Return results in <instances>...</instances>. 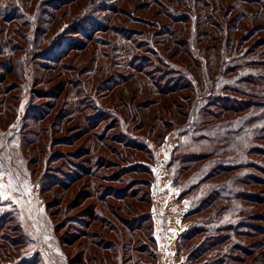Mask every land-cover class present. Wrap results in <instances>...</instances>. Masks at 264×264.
<instances>
[{"label": "trees", "instance_id": "1", "mask_svg": "<svg viewBox=\"0 0 264 264\" xmlns=\"http://www.w3.org/2000/svg\"><path fill=\"white\" fill-rule=\"evenodd\" d=\"M12 2L17 6L15 10ZM37 2L29 0V7L36 10ZM62 4L71 8L72 16L90 12L87 8L90 2L77 11L71 6L83 3L68 0ZM168 4L170 8L162 5L164 15L170 20L163 23L168 24L170 30L167 38H156L165 33L159 32L161 23L149 17L132 18L141 24L135 27L118 25L128 41V45H124L126 52L133 55L132 59L136 58V72L146 75L148 81L143 83L150 82L152 88H157L150 92L156 90L158 97H147L137 102V107L122 101L128 110L124 114L113 107L98 108L92 113L96 118L102 115L108 120L107 129L116 124L125 125L124 135L119 130L116 135L104 129L94 135L124 163L122 174H148L149 177L135 179L142 180L150 189L145 196L137 197L136 187L126 186L129 182L121 187L113 185L121 182L120 176L114 175L117 171L101 174L102 179L111 182L109 189L114 192L109 193H113L112 199L100 194L97 201L90 203L92 222L86 223L83 231L86 244L96 248L93 259H98L96 252H99L105 264H117L120 258L125 264L130 260L139 263L138 257L147 254L153 259L150 264L156 263L158 244L152 211L156 175L151 164H156L157 158L152 151H145L144 139L152 137L156 131L162 137V128L175 125L183 142L172 149L167 166L179 197L188 200L184 220L189 221V225L177 241L178 252L183 249L185 263L264 264L258 251L264 242L259 239L233 241L221 247L233 237L264 234V227L256 223L264 220V215L255 212L264 202L255 190L256 186L264 185V159L260 158L264 157V0H169ZM56 16L53 13L48 19L44 36L49 33ZM33 20L34 12L24 10L22 0H0V24L9 23L10 38L13 33L25 41L24 44L15 43L13 49L37 46L36 36L31 39L27 35ZM51 28L53 32L55 27ZM41 30L39 28L40 34ZM131 32L134 34L129 36ZM55 37L56 34L51 39ZM131 45L145 48L147 53H133ZM148 51L156 56L153 62L166 70H174L173 75L168 77L163 72L155 77L152 69L146 68L153 63ZM172 56L177 60L172 61ZM123 115L131 116L130 120ZM94 121H91L92 129ZM134 127L148 130L146 134L130 136L127 132L132 133ZM134 151L144 154L135 163L133 160L139 158ZM103 156L98 155L99 161L94 162L92 169L85 171V168L84 174L95 178L99 177L97 170L105 166L110 168L115 163L119 166L112 157L102 162ZM1 159L4 164L8 163L2 156ZM113 198L118 201L114 202ZM103 211L109 214H102ZM145 238L153 245L152 252L144 247L142 239ZM101 241L105 243L99 244ZM135 241L141 242L140 245H134ZM88 253L92 254L91 249ZM73 264L77 263L73 261ZM80 264L86 263L82 260Z\"/></svg>", "mask_w": 264, "mask_h": 264}, {"label": "rangeland", "instance_id": "2", "mask_svg": "<svg viewBox=\"0 0 264 264\" xmlns=\"http://www.w3.org/2000/svg\"><path fill=\"white\" fill-rule=\"evenodd\" d=\"M36 1L39 2L36 10L29 7V0H22V6L28 13L34 12L27 35L31 39L36 36L37 46L13 49L15 43L24 44L25 41L13 33V38H10L7 32L9 23L0 24V155L8 162L4 164L0 156V264H73V261L80 264L82 260L86 264H105L99 252H96L98 259H93L96 248L86 244L83 232L86 223L92 222L90 203L97 201L100 194L109 199L113 194L109 193L114 192L109 189L111 182L102 179L101 174L117 171L114 175L120 176L121 182L116 181L113 185L121 187L129 182L126 186L136 187L137 197L145 196L150 186L135 179L149 177L148 174H122L124 163L94 135V132L103 129L116 135L119 130L124 135L125 125L116 124V127L107 129L108 120L102 115L96 118L92 113L98 108L113 107L124 114L128 110L122 101L137 107L135 104L147 97H158L156 90L150 92L157 88H152L150 82L143 83L144 80L148 81L146 75L136 72V58L132 59L133 55L126 52L124 45H128V41H125V33L118 25L135 27L141 24L132 18L149 17L164 26L159 32L165 34L156 37L162 40L168 37L170 31L168 24L163 25L170 20L164 15L162 5L167 8L171 5L168 4L169 0H75L83 4L72 5L74 11L86 8L90 2L91 6L87 7L90 12L72 16L71 8L61 5L68 0ZM13 3L10 4L15 10L17 6ZM53 13L57 14L51 26L55 30L52 32L49 27V33L44 36L48 19ZM39 28L42 29L41 34ZM55 34L56 37L51 39ZM131 34L134 33L131 32L129 36ZM133 53L146 54L147 50L134 46ZM148 55L153 62L156 56L149 51ZM170 59L177 60L173 56ZM146 68L152 69L155 77L163 72L170 77L174 71L166 70L156 61ZM123 116L130 120L131 116ZM93 119L95 126L92 129ZM157 123L161 125L160 121ZM147 130L134 127L132 133H127L135 136L146 134ZM162 131V137L156 131L152 137L144 139L147 144L145 151H152L156 158L158 154L167 163L174 145L183 142V136L175 125L164 127ZM106 143L117 145L114 141ZM133 153L137 158L144 155L141 152ZM100 154L104 155L102 162L112 157V160L119 162V166L116 163L110 168L105 166L100 169L105 172L97 170L99 177L95 178L91 174H84L87 169H92ZM260 158L264 159L263 156ZM140 159L133 160V163ZM151 167L156 175L158 159ZM176 189L171 186L169 193H166L167 200L160 203L163 206L158 212L162 215L161 219L169 212L181 215L180 205L166 202L172 199L168 198L170 193L179 191ZM255 190L256 195L264 200V185L256 186ZM113 201L118 199L113 198ZM263 208L264 202L255 212L264 215ZM102 214L109 213L103 211ZM112 218L115 219L114 216ZM187 223L189 225V221ZM256 223L264 227V220ZM247 239H259L263 243L264 234L233 237L221 247ZM142 241L144 247L151 251L153 245L148 239ZM104 243L101 241L99 244ZM140 243L135 241L134 245ZM222 248L217 250L222 251ZM90 249L91 255L88 253ZM263 250L264 246H261L258 251L264 260ZM179 254H165V264H186L183 249ZM150 255L138 257L139 263L130 260L126 264H150L153 261ZM121 261L120 258L117 264H125ZM192 263L196 262L188 261V264Z\"/></svg>", "mask_w": 264, "mask_h": 264}, {"label": "crops", "instance_id": "3", "mask_svg": "<svg viewBox=\"0 0 264 264\" xmlns=\"http://www.w3.org/2000/svg\"><path fill=\"white\" fill-rule=\"evenodd\" d=\"M175 146L176 144L174 147ZM165 157H167V153L165 154ZM157 159L159 167L156 170L155 182L152 188L154 200L152 207L154 218V235L158 244L155 264H165V254L173 253L180 256L177 249V241L180 234L188 227L187 221L184 220V215L188 209V202H186L185 198L181 199L179 197V191L174 190L173 193H170L168 197L172 199H169L166 202H173L180 205L182 207L180 208L181 215L177 216L174 213L169 212V215L165 214L163 215L164 219H161L162 215L160 216L158 212L161 210L160 207L163 206L160 203L165 202V199L167 200L166 197L170 191V187L172 186L174 189H176V185L174 184L170 175V170L167 166L166 160L163 158L161 159L158 154ZM173 203L172 205H174ZM168 249L170 250L169 252Z\"/></svg>", "mask_w": 264, "mask_h": 264}]
</instances>
